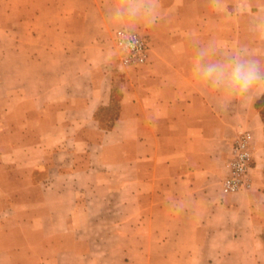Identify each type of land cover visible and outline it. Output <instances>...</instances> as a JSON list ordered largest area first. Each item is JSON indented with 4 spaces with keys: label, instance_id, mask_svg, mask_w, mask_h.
Returning <instances> with one entry per match:
<instances>
[{
    "label": "crops",
    "instance_id": "obj_1",
    "mask_svg": "<svg viewBox=\"0 0 264 264\" xmlns=\"http://www.w3.org/2000/svg\"><path fill=\"white\" fill-rule=\"evenodd\" d=\"M240 2L249 12L264 8V0ZM9 3L5 9L36 11L2 18L8 26L0 39L17 42L2 56L19 62L21 75L35 73L39 96L26 95L25 76L9 94L19 101L0 105L55 109L40 122L55 129V140L41 142L37 160L9 181L28 218L19 234L30 252L18 264H264V89L247 107L221 112L196 91L189 71L194 41L247 44L264 59V40L251 34L247 18L226 19L208 0H161L159 23L138 30L148 62L120 71L106 61L109 0ZM241 130L253 134L252 187L227 195L221 181ZM94 203L100 209L91 212ZM87 217L113 222L93 231L81 224ZM58 218L65 226L55 224ZM88 232L100 241L74 238ZM92 249L127 252L114 262L76 252ZM59 250L81 259L63 260Z\"/></svg>",
    "mask_w": 264,
    "mask_h": 264
},
{
    "label": "rangeland",
    "instance_id": "obj_2",
    "mask_svg": "<svg viewBox=\"0 0 264 264\" xmlns=\"http://www.w3.org/2000/svg\"><path fill=\"white\" fill-rule=\"evenodd\" d=\"M10 0H0V22L4 17L8 18H21L33 16L36 12L35 10L28 11V14H24V11L19 10H11L5 9L6 5H12L9 3ZM14 4L19 5V3L25 0H11ZM15 1V2H14ZM9 23V22H8ZM7 24L1 23L0 25V37L3 36V31L7 28ZM140 34V33H139ZM142 35V34H140ZM145 36V35H144ZM143 36V38H144ZM15 40H3L0 39V101L1 102H18L19 99L13 97V99H9V94L18 89L20 85V81L23 77H30L29 85L27 87L30 90L26 91V95L30 99H35L36 101L39 95H37V91L34 89L36 76L35 73L31 71H27L25 75H21L16 72V66L19 65V62L12 63L7 58L5 59L2 56L3 51L7 48H11ZM114 46V35L108 42L107 49L110 51ZM112 65L117 67L116 69L122 71L126 70L130 67L122 66L120 62V57L115 58L112 61ZM34 100V101H35ZM0 105V252H4L6 257V262L4 264H18L20 262V258L25 256L26 252H30L28 249L27 241L24 244H21V238L26 235L19 234V231L26 229L27 217L22 216V213L25 215L26 207L21 205L20 203H14L11 194L19 192V189L15 186H10L9 181H12L14 178L23 177V165L28 163H33L37 160V156L39 152L37 151L38 145L48 140L49 142H53L55 140V129L49 127L47 130L42 126L43 120L42 118L49 116L55 117V109H47L39 104H27V105H15V104H4ZM36 103V102H35ZM263 113H264V98L261 103ZM28 118L39 119L33 120L31 123L27 122ZM41 120V121H40ZM51 126V123H49ZM27 130H32V132L38 136L29 137L25 136ZM44 130V132H43ZM241 131H249V130H241ZM240 131V132H241ZM239 132V133H240ZM238 133V135H239ZM252 133V132H251ZM21 135H24L22 137ZM238 137V136H237ZM236 137V138H237ZM234 142V141H233ZM254 142L252 143V156H253V165L256 163V156L254 154L253 149ZM252 165V166H253ZM227 166V165H226ZM25 167V166H24ZM42 176H46L44 170L39 171ZM228 173V170H227ZM227 175V174H226ZM252 176V170H251ZM226 177V176H225ZM224 177V178H225ZM222 179V181L224 180ZM221 181V182H222ZM14 191V192H12ZM55 206L58 208L60 206V202H55ZM100 209V205L98 203L91 204L90 211L96 212ZM89 211V212H90ZM63 218H58L55 220V224L58 226H65ZM108 222V223H107ZM112 219H100V218H84L81 219V224L88 226L90 229H97L101 225L104 224H112ZM5 232V233H3ZM47 236V235H46ZM100 236L98 233L88 232L83 234L74 235V238L79 241H100ZM1 241L6 242V246L1 245ZM23 245V246H21ZM25 250L23 247H25ZM24 250V251H23ZM79 254L82 253H90L92 258H96L100 260L103 256H107V260L109 262H114L117 259L121 258L123 254L127 251L120 250H100V249H92V250H78L76 251ZM59 258L63 260H75L81 259V257L75 256L73 253H66L63 250L55 251ZM2 259V258H1ZM3 264V260L2 263Z\"/></svg>",
    "mask_w": 264,
    "mask_h": 264
},
{
    "label": "clouds",
    "instance_id": "obj_3",
    "mask_svg": "<svg viewBox=\"0 0 264 264\" xmlns=\"http://www.w3.org/2000/svg\"><path fill=\"white\" fill-rule=\"evenodd\" d=\"M208 5L226 19L246 17L251 34L264 40V8L249 12L240 0L231 7L227 0H208ZM103 19L113 28L114 46L106 55V61L112 62L136 49L141 26L159 23L161 0H109ZM189 71L196 91L221 112L236 104L247 107L264 89V59L254 55L247 44L226 46L216 40L194 41ZM172 207L179 211L182 205L173 203Z\"/></svg>",
    "mask_w": 264,
    "mask_h": 264
},
{
    "label": "built area",
    "instance_id": "obj_4",
    "mask_svg": "<svg viewBox=\"0 0 264 264\" xmlns=\"http://www.w3.org/2000/svg\"><path fill=\"white\" fill-rule=\"evenodd\" d=\"M149 48L142 35L138 33L136 49L126 56L120 57L124 67H139L148 62ZM252 143L253 134L250 131H241L234 140L227 161L228 173L222 181V192L224 194H235L252 187Z\"/></svg>",
    "mask_w": 264,
    "mask_h": 264
}]
</instances>
